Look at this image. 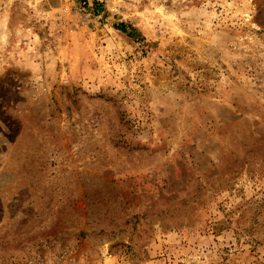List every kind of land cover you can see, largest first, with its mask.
I'll use <instances>...</instances> for the list:
<instances>
[{
  "label": "rangeland",
  "instance_id": "374dc122",
  "mask_svg": "<svg viewBox=\"0 0 264 264\" xmlns=\"http://www.w3.org/2000/svg\"><path fill=\"white\" fill-rule=\"evenodd\" d=\"M0 264H264V0H0Z\"/></svg>",
  "mask_w": 264,
  "mask_h": 264
},
{
  "label": "trees",
  "instance_id": "16d2710c",
  "mask_svg": "<svg viewBox=\"0 0 264 264\" xmlns=\"http://www.w3.org/2000/svg\"><path fill=\"white\" fill-rule=\"evenodd\" d=\"M118 30L122 31L123 33L128 34L129 36L133 37L135 34V29L132 26H128L124 23L119 24L116 27Z\"/></svg>",
  "mask_w": 264,
  "mask_h": 264
}]
</instances>
